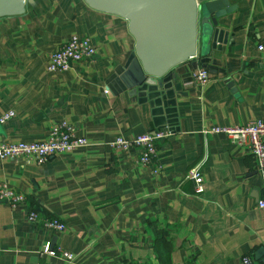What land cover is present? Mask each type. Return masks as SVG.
<instances>
[{"label": "crops", "instance_id": "0c3cea01", "mask_svg": "<svg viewBox=\"0 0 264 264\" xmlns=\"http://www.w3.org/2000/svg\"><path fill=\"white\" fill-rule=\"evenodd\" d=\"M226 1L199 59L209 81L176 77L155 106L121 78L134 51L124 18L83 0H30L24 14L0 18V116L14 112L0 139L42 141L64 121L87 140L43 164L0 158V182L26 197L0 202V264H71L41 254L45 247L71 252L72 264H241L243 255L262 262L255 161L245 145L210 129L264 117V0ZM73 34L89 36L95 56L49 72V54ZM159 128L169 135L159 142L156 173L155 163L137 162V148L110 145ZM192 168L202 176L199 194L185 177ZM30 211L61 220L64 230L29 221Z\"/></svg>", "mask_w": 264, "mask_h": 264}, {"label": "water", "instance_id": "95a60500", "mask_svg": "<svg viewBox=\"0 0 264 264\" xmlns=\"http://www.w3.org/2000/svg\"><path fill=\"white\" fill-rule=\"evenodd\" d=\"M30 0H0V18L22 15ZM90 8L127 21L134 38L131 61L121 78L130 94L151 105L168 95L176 77L190 83L207 54L209 28L224 14L226 0H83ZM163 91V92H162ZM263 250H257L262 255ZM264 263V257L256 256Z\"/></svg>", "mask_w": 264, "mask_h": 264}, {"label": "built area", "instance_id": "2783aa9c", "mask_svg": "<svg viewBox=\"0 0 264 264\" xmlns=\"http://www.w3.org/2000/svg\"><path fill=\"white\" fill-rule=\"evenodd\" d=\"M259 50H264V42L257 45ZM96 53V47L89 36L71 35L66 41L60 44L49 54L47 70L49 72H64L70 69L72 63L78 61H90ZM210 79V73L206 68H198L193 72L191 82L205 85ZM12 110L0 116V124L12 117ZM210 132L225 134L232 143L245 145L253 157L256 169L261 177L262 188L264 190V117L252 120L242 126L233 127H213ZM169 135L166 129H156L153 132H145L133 139L117 137L110 142L111 147L129 150L137 148L139 150L137 162L141 166H149L155 163L153 172H158L160 166L156 162L158 145L163 138ZM87 140L83 136H78L74 128L67 122L61 121L48 130L42 141H16L6 142L0 139V158H10L23 161L24 163L43 164L54 154L69 152L76 148L85 147ZM195 181V193L203 192V180L200 172L196 168L190 169L186 176ZM25 195L13 188L8 187L4 182H0V202L16 206L24 202ZM258 206L264 208V198L260 199ZM27 219L31 222H42V225L49 230L61 232L64 230V223L57 218H40L35 211L27 214ZM49 254L63 259L67 263H73L74 255L61 248L45 247L41 254ZM47 264V263H37ZM241 264H264L254 260L249 255L241 257Z\"/></svg>", "mask_w": 264, "mask_h": 264}]
</instances>
